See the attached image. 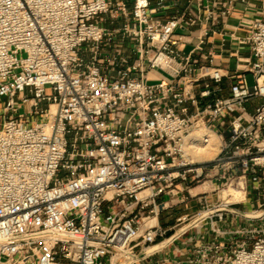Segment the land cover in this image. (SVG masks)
I'll return each mask as SVG.
<instances>
[{
    "label": "built area",
    "instance_id": "obj_1",
    "mask_svg": "<svg viewBox=\"0 0 264 264\" xmlns=\"http://www.w3.org/2000/svg\"><path fill=\"white\" fill-rule=\"evenodd\" d=\"M207 1L162 18L165 0H0V264H138L170 238L155 264H264V216L219 209L264 185V17L224 94L203 46L234 0ZM198 130L210 159L187 148Z\"/></svg>",
    "mask_w": 264,
    "mask_h": 264
},
{
    "label": "crops",
    "instance_id": "obj_2",
    "mask_svg": "<svg viewBox=\"0 0 264 264\" xmlns=\"http://www.w3.org/2000/svg\"><path fill=\"white\" fill-rule=\"evenodd\" d=\"M189 0H165V10L161 13L164 14L162 18L170 16L177 13V11H182ZM194 2L195 0H191ZM204 3L208 2L203 0ZM151 8H155V0H151ZM264 17V0H234L232 2V7L230 13L224 22H220L214 28L216 33L209 32L207 35L206 43L203 46V52L208 54L209 52L214 54L213 65L220 68L225 76L222 79V86L224 87V94L228 91V86L233 80L230 75L238 74L242 72L244 68V63L241 60L249 58L251 56L250 48L247 44L240 43L236 37H243L249 31L250 26H252L258 19ZM200 29V26L195 25L189 30H180L187 35V40L189 43H178L177 47L183 49L184 53L189 52L196 42V35ZM222 33V34H220ZM233 34V35H232ZM247 74V73H246ZM258 98H253L248 100L244 105L247 112H252L255 105L259 103ZM199 191V188L192 189V192ZM193 207L187 212L193 213L197 208V204L192 201ZM184 211L182 206H177L176 210ZM160 218V223L163 225L172 224L174 221L175 214H167ZM162 213V214H163ZM239 217V216H238ZM242 218V217H241ZM240 219V218H239ZM243 219V218H242ZM170 249V248H169ZM170 251V250H169ZM168 252V250H166ZM161 251L155 254V251L145 257L143 260H150L155 264V255L159 258L166 253ZM139 264V263H138Z\"/></svg>",
    "mask_w": 264,
    "mask_h": 264
},
{
    "label": "bare ground",
    "instance_id": "obj_3",
    "mask_svg": "<svg viewBox=\"0 0 264 264\" xmlns=\"http://www.w3.org/2000/svg\"><path fill=\"white\" fill-rule=\"evenodd\" d=\"M205 137L207 138L205 139ZM219 142L218 136L212 130H208V134L206 135H203V132L198 130L193 132L189 137L187 148L195 159H210L217 153ZM208 184V182H205L202 187L197 188L199 190L207 189L209 187ZM243 188L244 183L235 182L233 185H229L223 189L219 194L223 205L245 201V191ZM113 264L124 263L123 261L116 260V257H114Z\"/></svg>",
    "mask_w": 264,
    "mask_h": 264
},
{
    "label": "rangeland",
    "instance_id": "obj_4",
    "mask_svg": "<svg viewBox=\"0 0 264 264\" xmlns=\"http://www.w3.org/2000/svg\"><path fill=\"white\" fill-rule=\"evenodd\" d=\"M107 26H110L109 23H106ZM246 80L248 84L251 86L254 83V77L251 73L246 74ZM4 99L0 98V120L4 117L3 114V105H4ZM24 113V109H21L18 112V116L22 115ZM217 198L216 195H209L207 197L208 200H215ZM245 201L242 202H234L231 206L234 208H237L239 210L245 211V212H259L264 209V185L260 189H256L248 193L245 197ZM165 214L163 213L162 216ZM155 262L158 261L159 257L155 255ZM154 262V263H155ZM139 264H153L150 260H143L140 261Z\"/></svg>",
    "mask_w": 264,
    "mask_h": 264
},
{
    "label": "water",
    "instance_id": "obj_5",
    "mask_svg": "<svg viewBox=\"0 0 264 264\" xmlns=\"http://www.w3.org/2000/svg\"><path fill=\"white\" fill-rule=\"evenodd\" d=\"M219 209L229 210V211H231L233 213H236V214H238V215H240V216H242L244 218H249V219H258V218L264 216V209L259 211V212H256V213L245 212V211H242V210H239L237 208L230 207V206H224V207H221ZM170 239H168V240H166V241H164V242H162L160 244L153 245V246L147 248L146 250L140 252L139 255H138V258H141V257L145 256L146 254H148V253H150L152 251H155V250L165 246L170 241ZM128 264H130V262Z\"/></svg>",
    "mask_w": 264,
    "mask_h": 264
}]
</instances>
